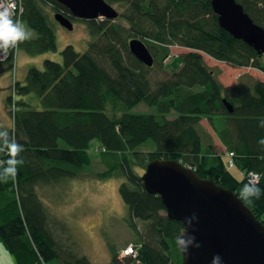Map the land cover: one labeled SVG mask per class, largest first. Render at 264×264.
<instances>
[{
	"label": "trees",
	"instance_id": "obj_1",
	"mask_svg": "<svg viewBox=\"0 0 264 264\" xmlns=\"http://www.w3.org/2000/svg\"><path fill=\"white\" fill-rule=\"evenodd\" d=\"M114 1L126 5L119 17L128 26L114 19L88 20L92 40L86 52L68 45L62 63L45 60L43 69L31 67L10 89L6 103L14 112V126L5 127L0 119V241L16 264H92L56 242L36 187L79 177L91 164L94 141L104 149L100 155L108 168L99 177L124 180L120 194L129 207L127 224L137 231V220L151 223L142 234L140 264H182L176 237L184 225L167 217L161 197L145 190L133 164L142 162L146 168L154 160L177 161L238 195L245 182L233 176L221 156L206 155L203 118L210 119L220 141L236 154L238 167L260 175V196L243 202L264 224V81L225 88L207 65L213 59L263 69L260 55L219 25L211 0ZM237 2L264 28V0ZM49 10L71 14L56 0H21V22L37 38L19 43L18 49L31 56L57 50L56 22ZM137 36L156 57H169L172 45L190 52L181 58L179 71L156 80L150 74L156 61L147 67L130 52L129 42ZM8 53L0 60V77L16 73L15 49ZM226 97L234 100L233 113L223 102ZM142 103L155 112H133ZM13 140L24 147L16 157L23 163L15 180L4 174L5 142ZM143 148L147 152H140ZM111 264L133 263L119 261L112 251Z\"/></svg>",
	"mask_w": 264,
	"mask_h": 264
},
{
	"label": "rangeland",
	"instance_id": "obj_2",
	"mask_svg": "<svg viewBox=\"0 0 264 264\" xmlns=\"http://www.w3.org/2000/svg\"><path fill=\"white\" fill-rule=\"evenodd\" d=\"M106 1L120 14L126 9L124 3L115 2L114 0ZM49 12L54 17L56 12H51V10ZM66 16L72 17V14ZM71 21L74 26L73 30H68L55 20L57 50L54 52L31 56L18 49V44L15 50L16 73L11 75L7 73L0 77L1 97L5 95V98H7V90L5 89L9 88L8 92H10L14 81L19 79L23 81L31 67L43 69L45 60L62 63V51L66 46H73L79 53H84L88 50L92 37L87 21L79 19ZM115 21L128 26L127 22L121 17L115 19ZM22 23L30 32L29 39L37 38L36 32L30 29L27 23ZM137 38L141 39L138 36ZM189 52V49L186 50L184 47L172 45L170 46L169 57L162 58L161 55L157 57L154 55L156 63L150 72L151 76L156 80L170 77L183 66L181 58ZM206 58L207 56L205 55L204 59L206 60ZM210 60L209 62L211 63L207 65L214 71L215 76L225 88L234 87L240 82L251 83V79L264 81V69L236 68L227 63H216L215 60ZM260 64L264 66V56ZM228 98L226 97L229 103L234 101L231 100L232 98ZM6 110L8 111L9 119L5 118L4 120L1 108L0 119L4 125L13 127L14 112L13 110L10 112L11 109H8L7 105ZM133 112L152 114L155 111L142 103L136 106ZM170 118L174 119L175 115ZM213 120L219 126L218 118H213ZM200 129L206 155L210 158L215 157L214 159L221 156L223 161L227 162L228 169H230L233 176L239 181L245 182V184L248 183L249 174L253 171L241 170L238 167L236 154L228 150L220 141L210 119L203 118ZM91 146L92 148L89 150L91 164L84 169L79 177L63 179L61 182L54 184L42 183L36 187L37 195L42 201L48 216L49 232L53 234L59 246L71 249V251L74 249L77 255L86 256L92 264H111L112 251L116 254L119 261L128 258L133 263L134 260H139V251L143 244L142 234L147 231L151 223L137 220V231L127 224L126 219L129 218L130 214L129 207L120 194V187L124 180L119 177L107 179L99 177L108 171L100 155L104 149L97 141H94ZM146 149L143 148L140 152H147ZM225 152L226 158L223 156ZM2 153L4 152L2 151ZM186 163L191 164V161L187 160ZM141 165L142 162H137L133 164V169L136 173L143 176L146 168H142ZM4 245L5 243L3 242L2 246ZM131 246L135 247L138 253L137 256L128 255V250ZM11 256L12 263L15 262L16 264L14 255L11 254ZM1 263L3 262L0 260ZM54 264H58V261H54Z\"/></svg>",
	"mask_w": 264,
	"mask_h": 264
},
{
	"label": "water",
	"instance_id": "obj_3",
	"mask_svg": "<svg viewBox=\"0 0 264 264\" xmlns=\"http://www.w3.org/2000/svg\"><path fill=\"white\" fill-rule=\"evenodd\" d=\"M79 20L119 18L120 13L106 0H56ZM219 25L235 39L244 41L258 54H264V28L256 24L237 0H211ZM54 19L68 30L72 21L62 13ZM132 55L147 67L154 58L138 38L129 42ZM223 102L229 113L234 107ZM145 190L161 197L167 217L184 225L185 237H195L186 252L181 251L183 264H264V224L238 195L214 180L201 178L194 170L177 161L154 160L142 176ZM197 219L188 225L193 215Z\"/></svg>",
	"mask_w": 264,
	"mask_h": 264
},
{
	"label": "clouds",
	"instance_id": "obj_4",
	"mask_svg": "<svg viewBox=\"0 0 264 264\" xmlns=\"http://www.w3.org/2000/svg\"><path fill=\"white\" fill-rule=\"evenodd\" d=\"M15 5L13 3L0 4V48H3L5 52L8 49L15 48L19 43L24 42L30 38V32L27 30L26 26L19 20L13 19V9ZM5 147L8 154V159L6 161L7 167L4 168V174L10 176L12 180H15L18 174V165H21L23 161H18L16 157L21 151H24V147L13 140L12 142H5ZM260 176L252 172L249 174L248 183L244 184L238 193L239 198L244 202H251V198H258L261 194V189L258 186ZM7 182V181H5ZM197 219L195 214L188 218V225L192 224V221ZM186 232H182L176 237V243L178 247L184 252L187 249L195 245L199 248L201 245L195 243V237H185ZM221 257L216 256L213 258V264H220Z\"/></svg>",
	"mask_w": 264,
	"mask_h": 264
},
{
	"label": "crops",
	"instance_id": "obj_5",
	"mask_svg": "<svg viewBox=\"0 0 264 264\" xmlns=\"http://www.w3.org/2000/svg\"><path fill=\"white\" fill-rule=\"evenodd\" d=\"M25 79V78H24ZM20 80V79H19ZM21 81V80H20ZM8 89L9 88H7V89H5V90H7V95L9 96L10 95V92H8ZM0 91H2L1 90V88H0ZM8 96H7V98H8ZM7 98H5V95L4 96H0V108L3 110V116L2 117H4V120H5V118H8L9 119V117H8V114H7V110H6V105H7ZM3 126H5V127H9V125H4L3 124ZM225 158H226V152L224 153V155H223ZM0 254H1V256H0V260L3 262V263H1V264H15V262L14 263H12V256L11 255H5L6 254V252L4 251V247L2 246V243L0 244ZM2 257V258H1ZM53 264V263H52Z\"/></svg>",
	"mask_w": 264,
	"mask_h": 264
},
{
	"label": "built area",
	"instance_id": "obj_6",
	"mask_svg": "<svg viewBox=\"0 0 264 264\" xmlns=\"http://www.w3.org/2000/svg\"><path fill=\"white\" fill-rule=\"evenodd\" d=\"M6 0H0V4L5 3ZM8 3H13L15 5L14 9H13V19L15 20H20L21 17V12H20V7H21V0H7ZM20 15V16H19ZM19 16V18H18ZM17 18V19H16ZM21 21V20H20ZM18 46V45H17ZM9 56L8 51L5 52L3 50V53H0V60H6ZM260 176V175H259ZM128 255H135L137 256L138 253L135 250V247L131 246L128 250Z\"/></svg>",
	"mask_w": 264,
	"mask_h": 264
},
{
	"label": "bare ground",
	"instance_id": "obj_7",
	"mask_svg": "<svg viewBox=\"0 0 264 264\" xmlns=\"http://www.w3.org/2000/svg\"><path fill=\"white\" fill-rule=\"evenodd\" d=\"M110 4V3H109ZM111 5V4H110ZM112 6V5H111ZM113 7V6H112ZM114 8V7H113ZM115 9V8H114ZM144 44H145V42L142 40V39H140ZM146 46H147V44H145ZM148 47V46H147ZM16 48L17 47H15L14 49L16 50ZM148 49H149V47H148ZM149 51L151 52V50L149 49ZM151 54H152V56H153V58H154V61H156V59H155V56H154V54L151 52ZM1 243H3L2 241H0V244ZM4 247V251L6 252V254L5 255H7L8 253V255H11L12 253H11V251L8 249V247L6 246V244L3 246ZM0 256H1V254H0ZM2 258V257H1ZM55 261H58V260H55ZM54 264V261H52L50 264ZM58 264H60L59 263V261H58ZM133 264H140V260H134L133 261Z\"/></svg>",
	"mask_w": 264,
	"mask_h": 264
},
{
	"label": "flooded vegetation",
	"instance_id": "obj_8",
	"mask_svg": "<svg viewBox=\"0 0 264 264\" xmlns=\"http://www.w3.org/2000/svg\"><path fill=\"white\" fill-rule=\"evenodd\" d=\"M257 53H258V52H257ZM259 55H260L259 60L261 61V60L263 59L264 54H259ZM263 69H264V66H263ZM261 81H263V80H261Z\"/></svg>",
	"mask_w": 264,
	"mask_h": 264
}]
</instances>
